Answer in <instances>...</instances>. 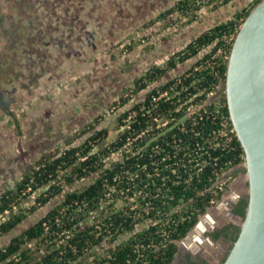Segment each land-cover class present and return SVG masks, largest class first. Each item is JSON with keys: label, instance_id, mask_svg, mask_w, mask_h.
Wrapping results in <instances>:
<instances>
[{"label": "trees", "instance_id": "obj_1", "mask_svg": "<svg viewBox=\"0 0 264 264\" xmlns=\"http://www.w3.org/2000/svg\"><path fill=\"white\" fill-rule=\"evenodd\" d=\"M260 1L195 37L166 65L136 78L137 92L153 87L117 117L115 138L108 141L110 130L104 127L80 145L44 153L15 188L0 193V236L38 205L63 196L0 248V264H173L178 242L228 189L227 183L216 184L219 176L245 161L224 87L233 42ZM203 2L179 0L158 19L178 12L193 21ZM192 59L183 72L155 84ZM219 86V97L205 103ZM115 154L120 156L111 159ZM91 176L83 188L65 193V184ZM41 189L37 205L15 212ZM247 205L242 200L237 209L242 216ZM121 235L128 237L114 245ZM105 240L113 245L97 251ZM32 242L45 247L38 256Z\"/></svg>", "mask_w": 264, "mask_h": 264}, {"label": "rangeland", "instance_id": "obj_2", "mask_svg": "<svg viewBox=\"0 0 264 264\" xmlns=\"http://www.w3.org/2000/svg\"><path fill=\"white\" fill-rule=\"evenodd\" d=\"M178 1L0 0V92L4 102L0 104V193L15 188L44 153H59L80 145L94 130L104 127L110 130L108 141L115 138L117 117L144 99L153 87L137 92L136 78L153 66L166 65L195 37L254 2L204 0L193 21L178 12L158 19ZM193 61L178 63L155 84L180 74ZM220 92L221 86L205 103L219 97ZM119 156L115 154L111 159ZM94 178L65 184V193L83 188ZM223 183L228 184L221 199L225 197V207H218L219 200L208 210V228L223 221L199 235L203 241L208 238L209 245L195 251L197 257L202 253L212 264H222L233 246L229 239L219 237L221 227L235 221L240 230L242 219L231 215L229 203L238 194H248L245 163L223 172L216 184ZM43 191L30 194L15 212L20 207L37 205ZM62 198L58 195L30 211L13 231L0 236V248ZM208 212L201 216L199 227L206 226ZM227 213L232 218L225 221ZM128 235H121L113 244ZM187 238L182 244L178 242L173 264H192L194 252L186 246ZM202 240L197 242L202 244ZM113 244L105 240L97 251H106ZM29 245L36 251L35 256L45 248L33 242Z\"/></svg>", "mask_w": 264, "mask_h": 264}, {"label": "water", "instance_id": "obj_3", "mask_svg": "<svg viewBox=\"0 0 264 264\" xmlns=\"http://www.w3.org/2000/svg\"><path fill=\"white\" fill-rule=\"evenodd\" d=\"M224 88L230 118L245 152L248 205L222 264H264V0L240 26L228 57Z\"/></svg>", "mask_w": 264, "mask_h": 264}, {"label": "flooded vegetation", "instance_id": "obj_4", "mask_svg": "<svg viewBox=\"0 0 264 264\" xmlns=\"http://www.w3.org/2000/svg\"><path fill=\"white\" fill-rule=\"evenodd\" d=\"M0 96H1V98H0V104L1 105H3L4 104V102H1V101H3V96H2V93L0 92ZM242 200H246V201H248V194L247 195H244V194H242V195H237V196H235L234 197V199H232L231 200V203H229L230 205H231V208H230V212H231V215L233 214V215H236V216H239V217H243L238 211H237V209H238V207L242 204ZM223 208H224V205H223ZM247 208V207H246ZM246 208H245V210H246ZM226 212H228L227 210H226ZM225 215V214H224ZM228 215V216H227ZM227 215H225V221H227V220H229L230 218H232V216L231 215H229V213H227ZM229 217V218H227V217ZM223 221V220H222ZM221 221V222H222ZM220 221L218 220V222L216 223V222H214V224L210 227V228H208V229H205V230H210L213 226H216V225H219V224H221V222L219 223ZM222 229L220 230V234H219V237H223V239H229L230 241H232V242H234L233 240H232V236L234 237L236 234H239V232H238V227L236 226V222L235 221H233L232 223H228V221H227V224L225 225V226H223V227H221ZM240 231V230H239ZM204 239L206 238V236L204 235V237H203ZM208 240V238L207 239H205V241H207ZM179 251V250H178ZM195 251H199L200 252V249L198 250H194V249H192V252H194L193 254H194V256L193 257H191L190 259H191V262H192V264H212V263H208L207 262V259H205L204 257H203V255H202V253H200L201 254V257H197V255L195 254ZM178 253V252H177ZM207 258V257H206ZM226 258V257H225ZM175 259H176V257H175ZM175 259H174V261H175ZM173 261V262H174ZM222 263V262H221Z\"/></svg>", "mask_w": 264, "mask_h": 264}, {"label": "bare ground", "instance_id": "obj_5", "mask_svg": "<svg viewBox=\"0 0 264 264\" xmlns=\"http://www.w3.org/2000/svg\"><path fill=\"white\" fill-rule=\"evenodd\" d=\"M247 178H248V176H247ZM224 204H225V197H224L223 201H221V204L218 207H222ZM222 209H223V207H222ZM209 214L210 213L208 212V214H207L208 215V218H205V220L207 221L206 222V226H204V228L199 227V226L202 225V219H201L200 222H199V224L197 225V227L193 230V232H191L189 234V237L185 241L186 242V246H188L190 249L192 248L194 250H197V249L199 250V249H201V246H206L207 247V245H209V242L208 241H203L202 240V237L199 236V235H202L203 234V232L205 231V229H208L209 224L211 223L210 220H209V217H210ZM207 215H205V216H207ZM212 217L215 218L216 216H212ZM197 240H202V244H199L197 242Z\"/></svg>", "mask_w": 264, "mask_h": 264}]
</instances>
